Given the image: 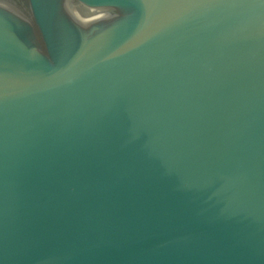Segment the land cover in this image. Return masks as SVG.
I'll use <instances>...</instances> for the list:
<instances>
[{"label":"water","instance_id":"95a60500","mask_svg":"<svg viewBox=\"0 0 264 264\" xmlns=\"http://www.w3.org/2000/svg\"><path fill=\"white\" fill-rule=\"evenodd\" d=\"M0 264H264V0H0Z\"/></svg>","mask_w":264,"mask_h":264}]
</instances>
